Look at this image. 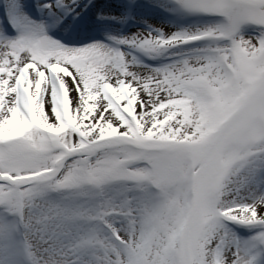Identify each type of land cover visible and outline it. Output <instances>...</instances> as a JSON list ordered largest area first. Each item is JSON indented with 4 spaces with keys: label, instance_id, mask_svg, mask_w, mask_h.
Wrapping results in <instances>:
<instances>
[{
    "label": "snow or ice",
    "instance_id": "1",
    "mask_svg": "<svg viewBox=\"0 0 264 264\" xmlns=\"http://www.w3.org/2000/svg\"><path fill=\"white\" fill-rule=\"evenodd\" d=\"M0 264H264V0H0Z\"/></svg>",
    "mask_w": 264,
    "mask_h": 264
}]
</instances>
